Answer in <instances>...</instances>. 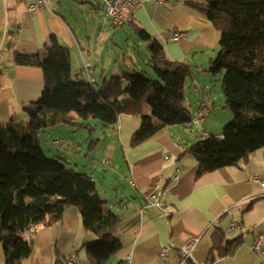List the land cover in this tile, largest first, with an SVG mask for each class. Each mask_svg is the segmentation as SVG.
I'll return each mask as SVG.
<instances>
[{"label": "crops", "instance_id": "1", "mask_svg": "<svg viewBox=\"0 0 264 264\" xmlns=\"http://www.w3.org/2000/svg\"><path fill=\"white\" fill-rule=\"evenodd\" d=\"M35 1L0 0V50L4 51L0 69V124L24 121L27 119L25 107L40 99L45 88L43 69L18 61L17 56L30 58L41 54L45 46L51 45L52 35L71 53L73 79L91 83L93 76V83L98 86L104 79L118 75L116 69L108 75L111 65L109 44L111 42L112 48L115 47L117 33L105 25L100 0H48L47 8L29 11L28 6ZM196 1L200 0H177L156 6L154 0H143V5L133 12L132 21L119 27L130 26L135 34L137 29H143L163 44L172 59L193 64V77L187 92L190 90L194 96V109L203 98L202 92L194 91L195 84L207 88L210 106L218 101L207 67L217 56L221 38L220 30L206 14L189 4ZM177 31H185L186 38L173 39ZM136 35L150 53L152 41ZM86 63L90 64L89 69H86ZM85 69L88 72L80 75ZM119 75L126 81L122 74ZM134 90L127 88L125 92L131 96ZM146 112H153L150 105ZM72 115L74 117V111ZM128 116L131 118L127 120L128 131L133 128L132 135L140 126V117ZM171 128L137 146L129 145L127 137L122 142V157L129 171L132 191L127 194L116 192V203H105V208L121 216L116 232L119 249L108 263L258 262L259 256L252 250V245L260 234L264 235V147L238 165L198 176L196 158L190 153L185 154L198 137L190 135L191 138H186L187 143H177L171 137ZM113 131L116 133V129ZM214 133L222 136L218 128ZM194 137L197 138L194 140ZM97 141L93 150L104 139L101 137ZM112 146L116 148V145ZM166 155L169 160H164ZM176 169L181 170L179 179H176ZM155 183L162 192L163 207L151 205L146 197ZM234 222L238 227L230 231ZM23 237L33 241V251L20 264H90L85 244L99 241L94 232L83 226L81 214L74 206L67 208L62 219L54 224H33L23 232ZM236 239L240 242L230 254L219 255L215 247L226 248ZM185 248L191 250L189 259L183 258ZM163 249H167L166 258L161 256ZM73 256L74 261L71 260ZM5 260L0 244V264H5Z\"/></svg>", "mask_w": 264, "mask_h": 264}, {"label": "trees", "instance_id": "2", "mask_svg": "<svg viewBox=\"0 0 264 264\" xmlns=\"http://www.w3.org/2000/svg\"><path fill=\"white\" fill-rule=\"evenodd\" d=\"M189 4L206 14L221 32L219 52L207 70L223 74V107L233 113L222 136L210 134L186 149L185 154L196 158L200 176L238 165L264 147V0H200ZM136 34L152 41L148 63L152 78L125 72L126 81L121 75L104 79L98 86L77 81L72 77L71 53L54 35L41 54L17 56L18 61L43 69L45 88L38 101L25 107L27 119L0 124V244L5 264H20L33 251V241L23 237L25 230L36 223L60 221L72 206L80 212L83 226L99 238L97 243L85 244L90 264H109L118 251L116 232L121 216L105 208L106 201L90 174L46 155L39 132L65 122L78 124L72 121V111L78 118H97L113 129L122 115H138L140 126L130 138L131 146L171 126L187 127L199 107L194 109L193 94L187 92L193 64L172 59L163 44L143 29H137ZM127 88L135 89L131 96L125 92ZM202 93L201 101L206 98V92ZM149 105L151 114L146 112ZM97 142L92 141L91 150ZM239 242L236 239L231 246L215 248L225 256Z\"/></svg>", "mask_w": 264, "mask_h": 264}, {"label": "rangeland", "instance_id": "3", "mask_svg": "<svg viewBox=\"0 0 264 264\" xmlns=\"http://www.w3.org/2000/svg\"><path fill=\"white\" fill-rule=\"evenodd\" d=\"M105 25L110 26L107 23ZM110 27L117 33V39H115V47L112 48L113 43L110 42L109 44L111 65L108 75H110L111 70L116 69L118 75L125 72H135L147 78H152L154 76L153 70L148 65V55L150 53L145 50V46L141 45V40H139L133 29L130 26L123 28ZM113 31H109L110 35L113 34ZM128 56L130 59H128ZM124 57L125 59H123ZM115 60H117V64H115ZM127 65L128 67H126ZM200 74L203 76L208 75L207 73ZM222 77L223 74H211L210 84L214 88V94L217 96L218 101H215L216 104L211 105V111L202 126L196 125L191 128L182 125L171 126L173 127L170 129L171 137L177 143H187L186 138H189L190 135L197 136L198 139L205 138L210 134H215L214 131L217 128L223 132L224 127L232 121L233 113L230 110H224L222 107L224 104V96L221 91ZM189 82L190 80L187 81V87ZM193 105H195V102H193ZM128 117L130 116L122 115L119 119L118 124L115 126L119 134H116L114 131L112 132V127H109L100 119H81L74 115L72 121L78 124L65 122L49 127V129L39 132V139L48 157L68 163L70 167L78 172L90 174L96 181L103 200L112 205L117 201L116 192L127 194L132 191L130 182H128L129 171L122 157V142L126 140V137L129 140L132 136L130 134L133 128L128 131L129 124H127V120L131 119ZM135 122L139 123V120ZM211 122H213V125ZM81 123L86 125H80ZM89 128L95 131H91ZM101 137L104 142L98 145L96 149L91 150L92 141L95 142ZM197 137H194V140ZM112 144L116 145V148ZM103 161H110L112 165L104 164Z\"/></svg>", "mask_w": 264, "mask_h": 264}, {"label": "built area", "instance_id": "4", "mask_svg": "<svg viewBox=\"0 0 264 264\" xmlns=\"http://www.w3.org/2000/svg\"><path fill=\"white\" fill-rule=\"evenodd\" d=\"M177 0H154V3L156 6H163L167 3L175 2ZM102 6H103V20L105 23L109 24L113 27H121L124 25H127L130 23L133 19V12L140 8L143 5V0H100ZM48 0H36L35 2L31 3L28 6L29 11L33 10H39V9H45L48 7ZM187 33L185 31H177L173 34V39H183L186 38ZM4 51L0 50V69L2 66V59H3ZM91 66L89 63H86V69H89ZM83 70L80 75H83L84 73L88 72L87 70ZM91 83L94 82L93 76L90 77ZM195 91H205L206 92V98L205 100L201 101L199 103L198 109L195 111L194 116L191 120V122L188 123L187 127H195L196 125H203L207 115L210 112L209 105L207 101L210 98V94L207 91V88L204 87L201 88L199 85H195L194 87ZM116 133L117 130H116ZM164 160H169V156H164ZM104 164L110 165V161H103ZM181 170L176 169V179L180 178ZM264 187V184H263ZM162 192L158 188V184H153V186L150 187V190L148 191L146 197L151 205H155L157 207H163L164 202L161 198ZM238 227V223L234 222L229 227L230 231L235 230ZM252 250L258 254L259 261L252 263V264H264V235L260 234L255 242L252 245ZM161 256L163 258L167 257V249H163L161 252ZM191 257V250L189 248L184 249L183 258L189 259ZM75 257L73 256L71 258L72 261H74ZM213 264V263H210Z\"/></svg>", "mask_w": 264, "mask_h": 264}, {"label": "water", "instance_id": "5", "mask_svg": "<svg viewBox=\"0 0 264 264\" xmlns=\"http://www.w3.org/2000/svg\"><path fill=\"white\" fill-rule=\"evenodd\" d=\"M103 7V6H102Z\"/></svg>", "mask_w": 264, "mask_h": 264}]
</instances>
